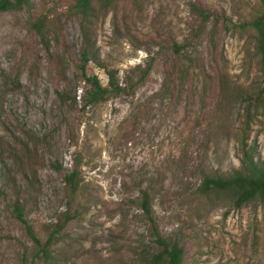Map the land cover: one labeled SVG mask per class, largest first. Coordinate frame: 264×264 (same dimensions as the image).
<instances>
[{"label":"rangeland","instance_id":"obj_1","mask_svg":"<svg viewBox=\"0 0 264 264\" xmlns=\"http://www.w3.org/2000/svg\"><path fill=\"white\" fill-rule=\"evenodd\" d=\"M73 2L30 0L0 14V264H34L32 235L53 240L46 264H137L143 246L158 250L142 190L158 232L181 241L183 264H264V203L237 207L197 190L205 176L242 169V147L264 167V109L247 119L248 99H238L261 80L247 25L258 0H113L86 24L87 74L105 84L106 69L122 79L150 63L149 73L85 109ZM40 19L59 20L60 43L46 48ZM219 79L229 99H219ZM76 158L72 194L65 176Z\"/></svg>","mask_w":264,"mask_h":264},{"label":"trees","instance_id":"obj_2","mask_svg":"<svg viewBox=\"0 0 264 264\" xmlns=\"http://www.w3.org/2000/svg\"><path fill=\"white\" fill-rule=\"evenodd\" d=\"M113 0H74L70 11L80 17V30L82 34L81 47L78 53L79 59L77 68L79 70V80L84 82L82 108L92 107L99 103L107 101L112 96H119L122 93L133 90L147 78L150 63L144 68L140 64L135 65L130 73L139 71V76L134 79L129 73L124 74L122 79L118 76L116 69H106V83L103 84L99 76L95 73L87 74V65L93 59L91 46L87 41L86 24L96 15V12L107 8ZM259 8L247 25L253 32V43L256 56L258 57L260 83L258 86L244 96L238 99H248L246 110L247 119L255 114L258 109H264V0H258ZM30 0H0V14L5 12H15L29 7ZM199 14L202 11L199 7L194 6ZM43 20L34 21L33 27L36 35L42 40L46 48H49V42L54 41L55 45L60 43L62 29L59 20H55L52 26H45ZM190 66V65H188ZM190 71L181 70L179 81L182 85H188V78H192ZM208 83V81L206 82ZM219 99H229L222 92V81L217 80ZM181 92V91H180ZM28 145H26L27 148ZM242 154L245 164L242 169L233 172L230 175H211L205 176L197 190L203 195L209 193H226L232 199L233 205L237 207L244 206L253 201L264 203V167L258 166L253 161V155L250 150L242 147ZM4 164L2 165V169ZM81 163L76 158L71 166L70 172L65 176V182L70 188V192L75 194L80 184ZM11 179V177H9ZM14 212L18 220L26 224L23 217L24 206L17 201L14 202ZM140 207L145 219L151 226L153 242L158 246L157 251H152L148 246H143L136 253L138 255L137 264H183L184 247L178 237H165L161 235L155 225L152 215L151 195L147 190L141 191ZM66 220H69L67 218ZM33 240L39 246L33 256L34 264H46L50 256L49 248L52 244V238L49 237L44 243L32 235Z\"/></svg>","mask_w":264,"mask_h":264}]
</instances>
